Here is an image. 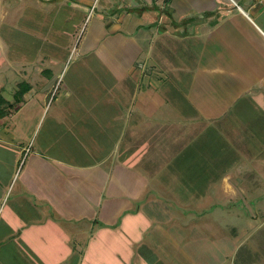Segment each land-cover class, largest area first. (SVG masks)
I'll use <instances>...</instances> for the list:
<instances>
[{
  "label": "crops",
  "instance_id": "0c3cea01",
  "mask_svg": "<svg viewBox=\"0 0 264 264\" xmlns=\"http://www.w3.org/2000/svg\"><path fill=\"white\" fill-rule=\"evenodd\" d=\"M5 1L0 23L13 38L22 27L41 39L81 33L82 55H105L78 64L92 82L69 79L58 96L47 45L0 39V212L10 229L44 231L73 264H126L154 223L157 193L177 183L173 193L204 197L210 182L234 178L230 168L212 181L209 166L256 158L228 134L264 114V0ZM16 53L23 65L10 63ZM11 70L21 78L13 92Z\"/></svg>",
  "mask_w": 264,
  "mask_h": 264
},
{
  "label": "rangeland",
  "instance_id": "374dc122",
  "mask_svg": "<svg viewBox=\"0 0 264 264\" xmlns=\"http://www.w3.org/2000/svg\"><path fill=\"white\" fill-rule=\"evenodd\" d=\"M5 2L0 0V19L5 15ZM17 10L18 12L14 10L11 12L9 22L12 21L11 15L17 13L19 16L21 8ZM20 17L21 21L17 24L25 25L23 14ZM9 27L7 22L0 23V39L8 47L25 49L27 44L35 49L39 44L48 46L46 48L48 54L45 55L48 58L52 57L55 65L61 68L59 71L54 70L56 77L53 82L55 87L53 95L63 94L68 83L71 82L69 79L80 81L79 86L84 83L87 85L90 78L92 82L91 76H82L78 64L84 61L101 62L105 56L82 55L76 49L81 40L79 38L81 33L75 37L63 35L61 38L53 37L54 33H50L47 38L41 39L25 37L23 29L25 27H22V29L17 28L16 32L13 31L15 36L13 38ZM34 31L37 32L36 29ZM39 32L40 30L37 33ZM84 41L83 38L80 49ZM54 43L59 45L57 49L52 47ZM54 49L55 53L52 54ZM9 60L11 64L15 63L17 66L26 62L23 55L19 56L18 53ZM23 67L15 72L19 74ZM15 72L11 70L9 79L4 80L12 92L15 82L21 80L16 77ZM103 73L104 71L101 78L104 77ZM60 75H62L61 80L66 84L65 88L64 83L62 86L59 83L56 85V79ZM96 76L100 77L98 74ZM99 83L101 82L88 84V89H92L95 93L94 87H98ZM79 86H75L77 92L81 91L77 88ZM262 111L260 109L250 113L253 116L248 119L251 120L248 129L250 132L246 133V129L242 126L237 135L233 130L228 134L235 145L245 147L241 151L246 155L250 152L249 154L255 155L256 158L243 156L239 165L234 167L225 164L212 169L209 166L208 176L212 181L230 168L234 178L219 184L210 182L207 185V193H200L204 197L197 198L196 193H189L185 199L182 193H173L172 188L177 183H170L166 191L157 193L155 199L159 203L150 210L152 213H157V216L154 215V223L152 227L142 232L143 239L133 247L135 258H132L133 261H127L126 264H264V161L259 158L264 157V149L263 147L257 149L256 145L259 142L255 140L256 136L259 138V132L261 133L264 128ZM261 136L260 138H263V134ZM261 141L264 145V138ZM227 150L228 153L238 152L229 148ZM225 162L228 163L226 157L219 160V163ZM170 186L171 189H168ZM10 226L6 216L0 212V264H73L75 257L72 256V261L70 260L71 257L66 251L68 247H65L64 243L62 245L54 237H51L52 240L47 239L42 230L37 231L33 236L32 229L14 231L9 228ZM61 250L65 251L62 253ZM79 264H93V262L81 260Z\"/></svg>",
  "mask_w": 264,
  "mask_h": 264
},
{
  "label": "trees",
  "instance_id": "16d2710c",
  "mask_svg": "<svg viewBox=\"0 0 264 264\" xmlns=\"http://www.w3.org/2000/svg\"><path fill=\"white\" fill-rule=\"evenodd\" d=\"M23 84H22V87L20 88V90L17 92V102L19 103L20 101H21V97L23 96V94H24V89H23Z\"/></svg>",
  "mask_w": 264,
  "mask_h": 264
}]
</instances>
